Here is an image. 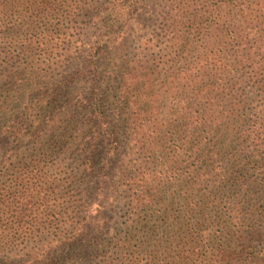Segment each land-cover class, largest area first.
Masks as SVG:
<instances>
[{"label": "trees", "instance_id": "trees-1", "mask_svg": "<svg viewBox=\"0 0 264 264\" xmlns=\"http://www.w3.org/2000/svg\"><path fill=\"white\" fill-rule=\"evenodd\" d=\"M11 1H2L0 10L9 12ZM79 1L20 0L19 24L60 29ZM138 2L107 3L110 20L80 69L54 83L42 76L41 66L53 71L59 62L49 40L44 57L20 71V98L18 92L14 99L20 107L8 109L0 95L7 121L0 123V141L16 143L0 167V264H19L9 260L19 253L25 257L20 264H200V237L184 216L193 209L148 215L167 180L135 174L131 158L152 161L170 142L196 163L206 155L264 156V0H166L167 31L154 68L120 55ZM159 48L160 42L144 51ZM28 92L45 96L37 109L21 103ZM246 93L252 103L242 101ZM140 162L142 169L146 163ZM190 163L181 175L185 187L201 183ZM92 178L98 192L120 190L124 218L106 234L92 225L86 199ZM246 187L245 178L239 188ZM57 250L59 260L49 259Z\"/></svg>", "mask_w": 264, "mask_h": 264}, {"label": "rangeland", "instance_id": "rangeland-1", "mask_svg": "<svg viewBox=\"0 0 264 264\" xmlns=\"http://www.w3.org/2000/svg\"><path fill=\"white\" fill-rule=\"evenodd\" d=\"M2 1L4 0H0V3ZM108 2L111 0H80L73 18L69 19L70 23L62 24L60 29H25L24 24H19L22 12L20 0L10 2L12 8L9 12L0 10V28L4 27L0 29V95L8 99L10 105L5 108L20 107V101L14 100L18 98V92L20 98V71L39 56L44 57L42 50L45 49L46 41L51 40L57 45L54 54L59 56V62L53 71L48 70V66L40 67L41 75L48 76L50 83L71 74L75 68L82 67L96 36L104 32L101 25L110 20V16L104 11ZM165 5L166 0L138 2L134 18L127 27L131 29L130 36L120 51L125 61L139 66L146 63L145 65L152 68L160 63L161 50L164 48L161 38L167 31L164 20L167 17ZM60 15L65 16L62 12ZM64 34L66 35L61 36ZM159 42V49L144 51L147 46L151 48ZM55 61L56 59L54 63ZM154 79L156 84L162 83L158 75H154ZM245 97L243 102L252 103L254 100L247 93ZM44 99L45 96L28 92L21 97V103L30 109H37ZM3 114L0 112L1 125L7 122L2 118ZM10 144L16 145L11 139L0 141V167L6 162L5 153ZM212 147L214 146H208V149L212 151ZM26 148L30 149L31 145ZM223 148L218 146L219 150ZM190 149L195 150V147ZM229 149L231 151L233 147H229L228 151ZM118 151L123 153L125 147L119 146ZM201 157L203 158L196 163L192 161L190 154L184 153L183 146L170 142L166 144L164 154L152 161L147 162L146 158L135 156L133 162L134 158H131L135 174L141 172L167 180L155 191V204L148 215L158 216L168 208H192L193 213L184 216L189 220L192 231L200 237V264H264V156L261 155L257 159L234 157L231 154ZM140 161L146 163L142 169ZM186 162H192L189 164L191 171H196L194 176L198 173L201 177L199 185L187 186L189 190L184 186L188 180L181 176L183 173L187 174L184 168ZM171 163L176 166L172 171L168 169ZM67 169L69 174L68 166ZM245 178L249 187L240 189V181ZM4 181L3 178L0 182ZM89 181L94 183L97 180L92 178ZM92 186L94 189L86 196L88 205L90 204L94 211L92 225L102 227L103 233L106 234L109 230L119 228L124 218L125 210L119 203L120 190L114 193L110 187L98 192L95 183ZM240 193H243L242 196H239ZM237 204L242 208V212L236 214ZM60 251L50 255L49 259L58 261ZM24 259L25 257H20V253L15 257L9 256L10 261L19 264L20 260Z\"/></svg>", "mask_w": 264, "mask_h": 264}]
</instances>
